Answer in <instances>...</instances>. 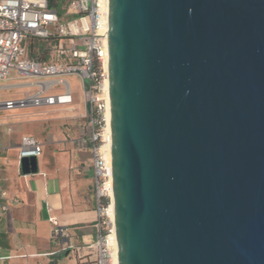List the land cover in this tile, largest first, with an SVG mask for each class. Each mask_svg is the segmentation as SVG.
Segmentation results:
<instances>
[{"label": "water", "instance_id": "water-1", "mask_svg": "<svg viewBox=\"0 0 264 264\" xmlns=\"http://www.w3.org/2000/svg\"><path fill=\"white\" fill-rule=\"evenodd\" d=\"M108 24L118 263L264 264V0H109Z\"/></svg>", "mask_w": 264, "mask_h": 264}, {"label": "built area", "instance_id": "built-area-1", "mask_svg": "<svg viewBox=\"0 0 264 264\" xmlns=\"http://www.w3.org/2000/svg\"><path fill=\"white\" fill-rule=\"evenodd\" d=\"M108 32L103 0H63L62 14L50 5V0H0V84L15 73L22 80L15 87L32 89L23 97L0 101V108L70 105L74 97L67 78L74 75L82 81L86 109L85 133L80 142L92 153L98 232L95 241L74 246L80 264L113 263V181L105 147L111 117ZM34 39L46 41L44 55L34 50ZM42 152V143L35 136L22 138L20 160L38 158ZM9 201L19 199L9 197L0 182V210ZM51 221L53 235H63V227L54 217Z\"/></svg>", "mask_w": 264, "mask_h": 264}, {"label": "crops", "instance_id": "crops-1", "mask_svg": "<svg viewBox=\"0 0 264 264\" xmlns=\"http://www.w3.org/2000/svg\"><path fill=\"white\" fill-rule=\"evenodd\" d=\"M15 83L4 81L0 89ZM7 99L13 97L0 101ZM70 105L0 108V182L9 197L19 199L0 210V264H80L74 246L95 241L92 153L75 132L63 130V110ZM25 135L42 143L37 173L22 170L19 149ZM52 217L63 235H53Z\"/></svg>", "mask_w": 264, "mask_h": 264}, {"label": "rangeland", "instance_id": "rangeland-1", "mask_svg": "<svg viewBox=\"0 0 264 264\" xmlns=\"http://www.w3.org/2000/svg\"><path fill=\"white\" fill-rule=\"evenodd\" d=\"M34 50L38 52L40 55H44L46 41L43 39H34L32 40ZM67 80L71 83L72 92H73V103L68 106L69 109L63 110V130L65 128H69L71 133L74 135L82 137L85 133V117L83 114V109L85 106V94L83 90L82 81L78 76H69ZM10 82L14 81H22L17 79L16 74L14 73L10 79L6 80ZM31 88L28 87H9L0 89V98L4 99L6 97L20 98L25 95L26 92L31 91ZM60 91V90H59ZM56 91V92H59ZM55 91H51V93H56ZM42 105L33 106L36 107L37 110L41 109ZM74 127V128H73ZM67 137H69L67 135ZM90 156V154H89Z\"/></svg>", "mask_w": 264, "mask_h": 264}, {"label": "bare ground", "instance_id": "bare-ground-1", "mask_svg": "<svg viewBox=\"0 0 264 264\" xmlns=\"http://www.w3.org/2000/svg\"><path fill=\"white\" fill-rule=\"evenodd\" d=\"M103 5H104V14L106 18L108 19L109 17V0H103ZM107 135H108V141L105 145V147L109 151V170L112 175V162H111V141H112V136H111V126H110V119L108 122L107 126ZM113 244H114V251H113V263L112 264H119L118 263V258H117V238L115 237V234L113 236Z\"/></svg>", "mask_w": 264, "mask_h": 264}, {"label": "trees", "instance_id": "trees-1", "mask_svg": "<svg viewBox=\"0 0 264 264\" xmlns=\"http://www.w3.org/2000/svg\"><path fill=\"white\" fill-rule=\"evenodd\" d=\"M62 2L63 0H50V5L62 14Z\"/></svg>", "mask_w": 264, "mask_h": 264}]
</instances>
